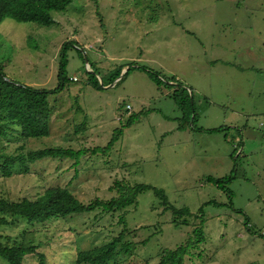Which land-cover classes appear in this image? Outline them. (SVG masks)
I'll return each instance as SVG.
<instances>
[{
	"label": "rangeland",
	"instance_id": "374dc122",
	"mask_svg": "<svg viewBox=\"0 0 264 264\" xmlns=\"http://www.w3.org/2000/svg\"><path fill=\"white\" fill-rule=\"evenodd\" d=\"M50 14L49 26L0 22V73L16 84L56 87L61 44L74 41L66 50L69 80L47 98L48 134L0 136V165L5 157L23 158L8 176L0 168V197L33 198L60 185L88 203L115 196L109 187L123 180L163 190L169 205L187 210L186 223H176L145 190L123 211L97 208L43 223L9 217L12 223L0 225L2 240L12 244L26 230L47 264H67L76 251L117 236L123 212L124 240L132 244L110 264H155L161 250L196 240L197 227L202 236L184 264H264V0H73ZM138 66L159 73L163 83ZM92 70L98 89L86 82ZM177 85L192 91L195 127L226 129H177L181 111L171 97ZM137 113L107 152L86 153L77 164L66 156L28 159V151L46 147L103 146ZM231 171L230 206L206 177ZM36 262L34 255L23 259Z\"/></svg>",
	"mask_w": 264,
	"mask_h": 264
},
{
	"label": "trees",
	"instance_id": "16d2710c",
	"mask_svg": "<svg viewBox=\"0 0 264 264\" xmlns=\"http://www.w3.org/2000/svg\"><path fill=\"white\" fill-rule=\"evenodd\" d=\"M73 0H0V22L3 18L8 17L17 22H34L40 25L49 26L54 23L50 14L51 11L65 10ZM74 41L68 40L61 44L59 53V63L57 69V85L52 89L34 88L29 85L16 84L0 73V136H7L10 133L15 140H26L32 137H42L48 134L49 123V106L47 102L48 95L62 90L66 82L69 80L65 74V66L67 65L66 50ZM137 68L146 72L149 79L156 85L163 83V78L154 70L146 69L143 66ZM128 71L125 68L124 74ZM119 69L109 77L110 82L119 75ZM86 82L92 87L98 89L100 85L95 77V71H86ZM172 81L171 79H168ZM192 91H189L182 85H177L171 93V97L181 111L180 123L177 129L185 128L194 129L198 132L216 133L223 132L226 127H195L194 121L197 118L193 101L191 99ZM127 111V110H126ZM188 113L192 114V117ZM137 114H130L126 122L119 128H115L110 139L103 146H95L91 149L80 148L77 150L61 147H46L34 151H28V159L34 161L44 156L50 157H71L74 159L73 164H77L79 157L86 154L97 152H107L114 142L121 135L124 127L129 126L137 117ZM21 156L5 157L0 165L5 176L10 174V165L19 163L23 165ZM26 167V166H24ZM233 171V170H232ZM223 178H215L207 176L206 180L213 183L217 188L228 195L229 205L231 206V193L227 188L229 182L233 178V172ZM115 192V196L109 199L94 198L88 203L79 201L65 186L55 185L46 187L43 191L33 198L22 197L17 200H8L0 197V225L12 223V219H22L28 222L43 223L51 218L65 217L72 213L90 212L100 208L104 212H113L116 210L123 211L128 206L136 204V197L145 190H152L155 196L161 200L163 209H171L173 220L186 223L183 214H187L185 208H174L168 204L163 190L151 185L136 183L130 185L123 180H115L111 187ZM202 208L199 207L201 213ZM11 217L12 219H9ZM119 222L122 229L109 242L92 247L90 249L78 250L75 252L74 258L67 261V264H110L117 253L128 251L132 244L129 240H124L126 229L125 214L119 215ZM198 228L197 239L194 241H186L176 246L174 249L161 250L159 260L155 264H184V256L187 254L192 243L198 242L202 236L201 230ZM196 229V228H194ZM25 233L26 236L23 234ZM29 232L22 231L19 239L14 240L12 244L4 242L0 235V258L6 264H24L23 259L27 255H34L37 258L36 264H47L46 256L43 252L38 251V245L34 242ZM29 238H28V237Z\"/></svg>",
	"mask_w": 264,
	"mask_h": 264
},
{
	"label": "built area",
	"instance_id": "2783aa9c",
	"mask_svg": "<svg viewBox=\"0 0 264 264\" xmlns=\"http://www.w3.org/2000/svg\"><path fill=\"white\" fill-rule=\"evenodd\" d=\"M76 79H77V78H76V77H74V76L71 78V80H72V81H75ZM124 107H125V110H127V111H129V110L131 109V108H130V105H129V104H127V103L125 104V106H124Z\"/></svg>",
	"mask_w": 264,
	"mask_h": 264
},
{
	"label": "crops",
	"instance_id": "0c3cea01",
	"mask_svg": "<svg viewBox=\"0 0 264 264\" xmlns=\"http://www.w3.org/2000/svg\"><path fill=\"white\" fill-rule=\"evenodd\" d=\"M204 128H210V127H204ZM262 234L264 235V229H263V231H262Z\"/></svg>",
	"mask_w": 264,
	"mask_h": 264
}]
</instances>
